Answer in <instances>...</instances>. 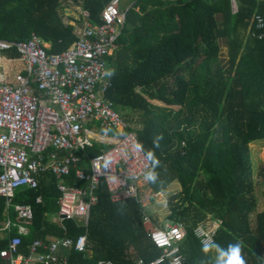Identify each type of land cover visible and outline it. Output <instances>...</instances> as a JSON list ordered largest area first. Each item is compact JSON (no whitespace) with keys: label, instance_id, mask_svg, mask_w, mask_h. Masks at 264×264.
I'll list each match as a JSON object with an SVG mask.
<instances>
[{"label":"trees","instance_id":"trees-1","mask_svg":"<svg viewBox=\"0 0 264 264\" xmlns=\"http://www.w3.org/2000/svg\"><path fill=\"white\" fill-rule=\"evenodd\" d=\"M126 1L117 47L107 58L111 86L106 96L129 122L127 130L135 131L145 154H152L146 172L155 177L154 184L147 183L151 191L179 183L180 189L168 198L163 221L183 225L182 264H216L211 246L234 243L240 244L245 264H264V208H256L249 158V144L264 140V36L249 34L253 15L264 19V0H236L234 13L229 0ZM108 2L0 0V39L23 41L35 33L49 43L47 52H61L78 38L66 11L80 6L99 23ZM221 38L228 49L226 66L219 57ZM108 147L94 143L80 151L86 172L87 157ZM256 176L264 186L262 161ZM59 181L86 185L74 172H45L38 187L17 188L10 204L0 196V228L7 217L28 228L19 235L18 252L27 254L36 238L76 239L85 234L86 250L69 249L68 264L99 259L137 264L138 259L149 262L160 255L143 225L141 201H111L102 180L86 225L57 221ZM24 204L32 210L29 220L19 218L14 208ZM199 224H205L213 238L207 249L194 233ZM16 235V226L8 233L0 231V250ZM0 264L8 261L0 257Z\"/></svg>","mask_w":264,"mask_h":264},{"label":"built area","instance_id":"built-area-1","mask_svg":"<svg viewBox=\"0 0 264 264\" xmlns=\"http://www.w3.org/2000/svg\"><path fill=\"white\" fill-rule=\"evenodd\" d=\"M121 2L109 0L101 10L99 23H93L89 11L80 6L66 11L71 16L69 24L77 28L78 38L61 52H47L49 43L35 33L23 41L0 39V64L4 60L23 64V70L11 78L3 69L0 71V196L5 198L6 205L17 188L38 187L45 172L55 176L74 172L76 180L86 182L85 187L58 182L55 218L60 223L72 219L87 224L90 208L98 199L96 191L101 180L111 201L130 198L142 201V180L151 168L150 161L135 131L127 130L129 122L106 96L111 86L107 58L117 47L128 8L121 9ZM229 2L231 11L236 12L237 1ZM253 25L249 34L263 37L264 19L253 15ZM11 51L17 55H8ZM94 143L109 147L87 157L89 171L86 172L79 153ZM36 201H41L40 197ZM14 208L19 218H31L29 205ZM142 219L160 255L149 262L138 259L137 264H182L183 225L163 221L162 226H154L146 212ZM14 226L18 235L11 237L7 247L0 250V257L8 264H68L69 249L86 250V235L81 234L76 239L36 238L29 244L27 254H23L17 251L19 235L27 234V226L7 217L0 231L8 233ZM194 233L203 247L213 242L205 224L197 225ZM86 264L115 263L99 259Z\"/></svg>","mask_w":264,"mask_h":264},{"label":"rangeland","instance_id":"rangeland-1","mask_svg":"<svg viewBox=\"0 0 264 264\" xmlns=\"http://www.w3.org/2000/svg\"><path fill=\"white\" fill-rule=\"evenodd\" d=\"M126 5L127 1L122 0L120 8H124ZM222 51L223 50H221V52L219 51L221 61L226 60L225 53ZM223 56H225V58ZM249 148V158L253 166V181L255 183L254 196L256 199V208L257 210H261L264 208V186L256 176V173L259 162H264V140L253 141L249 144ZM142 184V190L140 192L141 203L144 205L145 212L153 220L154 226H158L163 222L164 217L168 213L169 196L180 189L179 183L177 181L172 182L164 191H161L157 195L151 191L144 178ZM213 256L217 259V254H213Z\"/></svg>","mask_w":264,"mask_h":264},{"label":"clouds","instance_id":"clouds-1","mask_svg":"<svg viewBox=\"0 0 264 264\" xmlns=\"http://www.w3.org/2000/svg\"><path fill=\"white\" fill-rule=\"evenodd\" d=\"M139 148L140 145H137ZM149 159H152V154L146 153ZM107 163V161H105ZM157 165L155 162H153V168L152 172H155L157 169ZM145 181L149 184H154L155 183V177L152 175V173H147L145 174L144 177ZM209 246H205V249H207ZM211 247L215 249L217 252V260L216 264H245L244 259L240 255V244L239 243H234V244H229L226 248H222L218 245L213 244Z\"/></svg>","mask_w":264,"mask_h":264},{"label":"crops","instance_id":"crops-1","mask_svg":"<svg viewBox=\"0 0 264 264\" xmlns=\"http://www.w3.org/2000/svg\"><path fill=\"white\" fill-rule=\"evenodd\" d=\"M126 7H128V5H126L122 9H125ZM219 44L221 46L220 52H221V50H223L222 52H224L225 56H226V60L221 61V63H222V65L226 66L227 65V59H228V49L226 46V39L225 38L219 39ZM225 56H223V57L225 58ZM2 69L5 72H7L8 77L11 78L14 73L23 70V64L21 61H18V60H15V61H5L4 60V61H1V64H0V71H2Z\"/></svg>","mask_w":264,"mask_h":264},{"label":"water","instance_id":"water-1","mask_svg":"<svg viewBox=\"0 0 264 264\" xmlns=\"http://www.w3.org/2000/svg\"><path fill=\"white\" fill-rule=\"evenodd\" d=\"M59 217H62V215H59Z\"/></svg>","mask_w":264,"mask_h":264}]
</instances>
